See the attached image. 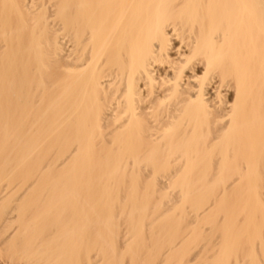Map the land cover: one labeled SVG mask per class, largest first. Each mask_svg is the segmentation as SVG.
<instances>
[{"label": "bare ground", "instance_id": "obj_1", "mask_svg": "<svg viewBox=\"0 0 264 264\" xmlns=\"http://www.w3.org/2000/svg\"><path fill=\"white\" fill-rule=\"evenodd\" d=\"M5 183L12 256L264 264V0H0Z\"/></svg>", "mask_w": 264, "mask_h": 264}, {"label": "rangeland", "instance_id": "obj_2", "mask_svg": "<svg viewBox=\"0 0 264 264\" xmlns=\"http://www.w3.org/2000/svg\"><path fill=\"white\" fill-rule=\"evenodd\" d=\"M28 187V186H27ZM27 187H23L22 185H10V184H2L0 193H7V197L0 202V243L6 238L10 236V234L14 231V229L18 228L20 226L19 220L22 216L23 209H25V203L28 196H30V193L32 189H27ZM140 192V188L133 191V194H136ZM169 195V197H164L162 202H169L170 200V192L166 193ZM139 202V201H138ZM136 201V203H138ZM135 203V204H136ZM134 204V205H135ZM133 205V204H132ZM131 206V204H128L125 198L122 199V210L120 209V240L124 239V237H132L131 233L127 231L126 226L127 223H125L124 218L127 212V208ZM27 208V207H26ZM15 216L14 221L9 224L5 225L6 219L10 216ZM28 231H33L28 230ZM27 233V232H26ZM30 233V232H29ZM28 233V234H29ZM31 234V233H30ZM28 236V235H26ZM124 246V245H123ZM91 255H95V251L91 250ZM140 255V254H138ZM137 255V256H138ZM131 256H126V264H130L131 262ZM0 264H47V262L42 261L41 259H38L36 257H29V256H12L10 251L7 250V248H0Z\"/></svg>", "mask_w": 264, "mask_h": 264}]
</instances>
